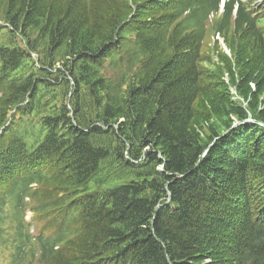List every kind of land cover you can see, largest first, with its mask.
Returning a JSON list of instances; mask_svg holds the SVG:
<instances>
[{
  "label": "trees",
  "instance_id": "obj_1",
  "mask_svg": "<svg viewBox=\"0 0 264 264\" xmlns=\"http://www.w3.org/2000/svg\"><path fill=\"white\" fill-rule=\"evenodd\" d=\"M1 1L0 210L5 182L37 181L60 228L39 262L264 264V125L244 122L264 123V4L229 0L208 25L216 0ZM33 113L28 146L11 127ZM18 197L0 240L32 264Z\"/></svg>",
  "mask_w": 264,
  "mask_h": 264
},
{
  "label": "rangeland",
  "instance_id": "obj_2",
  "mask_svg": "<svg viewBox=\"0 0 264 264\" xmlns=\"http://www.w3.org/2000/svg\"><path fill=\"white\" fill-rule=\"evenodd\" d=\"M2 8H3V3L0 0V11L2 10ZM5 33H6V29H2L0 31V38H1L0 45L3 43H7L8 38L5 35H3ZM127 45H128V49L125 53L129 54V53L133 52V50H132L133 49V43L130 41L127 43ZM33 115H36V114L33 113ZM31 117H29V118H31ZM38 126H39V124H38ZM19 131L24 136L25 129H24L23 125H19ZM41 138H42V136L40 135V137L38 138V140L34 144H37L41 140ZM3 195L5 197L6 204L3 207V210L0 211V215H2L4 217V220L6 221L5 224L7 226H9L10 225V223H9L10 219L7 218V213H8L7 208L10 207L11 203H14V198L11 197L7 191H5V192L3 191ZM28 208H29L28 218H30V219L26 223V225L28 226V230H26V234L33 236V237H38V236H41L42 234H45L48 237H51V236H55L56 234L60 233V228H58V226L54 225V223H47L46 225L38 224V220H40L46 216V214L44 213L45 210H43L41 208V206L34 205V204L30 203V204H28ZM10 216L12 218V213H10ZM53 230H54V234L52 233ZM0 264H7V254L6 253H4V259L2 257H0Z\"/></svg>",
  "mask_w": 264,
  "mask_h": 264
}]
</instances>
